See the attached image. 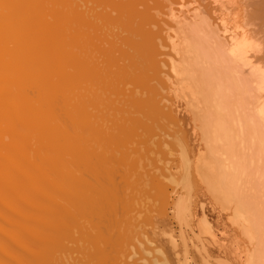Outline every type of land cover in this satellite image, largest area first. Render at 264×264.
Masks as SVG:
<instances>
[{"label":"bare ground","instance_id":"obj_1","mask_svg":"<svg viewBox=\"0 0 264 264\" xmlns=\"http://www.w3.org/2000/svg\"><path fill=\"white\" fill-rule=\"evenodd\" d=\"M241 1L236 23L225 3L213 18L197 0H0V29L25 28L21 34L9 29L11 36L0 31V264H132L127 259L137 252L150 258L142 257L144 264H168L146 236L125 256L133 239L127 242L124 230L133 225L137 201L124 195L120 182L129 184L140 166L130 158L114 168L121 158L112 154L128 155L150 123L165 130L167 122L175 125L160 92L161 78L177 75L200 113L204 151L192 166L180 144L178 158L171 159L178 162L176 175L184 169L179 177L165 162L164 173L151 177L147 170L154 181L149 185L160 188L154 195L160 205H153L161 210L170 204L179 220L188 212L186 197L173 188L172 198L165 182L206 185L220 217L235 227L238 264H264V23H254L264 16V0ZM104 102L110 106L100 110ZM56 109L55 132L32 113ZM71 127L87 131L71 134ZM11 132L21 138L15 147L5 142ZM174 132L165 135L177 141ZM168 138L162 145L171 146ZM87 146L98 147L91 165L80 158ZM67 156L72 161L62 163ZM109 160L114 163L105 168ZM20 162L35 165L25 177L29 189L13 183L23 172L15 168ZM110 169L107 178L100 176ZM77 187L82 192L75 195ZM142 208L136 215L145 214ZM205 225L218 244L213 227ZM216 261L226 264L222 257Z\"/></svg>","mask_w":264,"mask_h":264},{"label":"rangeland","instance_id":"obj_2","mask_svg":"<svg viewBox=\"0 0 264 264\" xmlns=\"http://www.w3.org/2000/svg\"><path fill=\"white\" fill-rule=\"evenodd\" d=\"M197 1H199L201 6H204L203 7L204 9L207 7L205 9V10H207V9L209 10V11L207 10V12H210L211 15H213V13H214V15H216V17H219L217 15H220L219 14V10L221 7L220 3H225L226 8H228L229 11L232 12L230 14H233V16L230 15L231 18L229 17V15L226 18L227 19L230 18L231 22L235 21L236 23H239L241 21L242 11L244 10V8H242L243 2L241 0H197ZM204 9H202V10H204ZM41 14L45 15L46 12L42 11ZM214 15L212 17L216 18V17H214ZM256 18H258V20L255 21V19H254V23L255 24L259 23L260 25H263L264 16L262 17V15H261L260 17H258V15H257ZM263 27H264V25H263ZM22 28H24V27H22ZM9 29L11 30V29H13V27H10ZM9 29L7 28V31H6V28L5 29L3 28V30L7 34L4 33L3 30H1V29H0V31L3 32L4 36H5V34L7 36H11L10 33H12V32H8V31H10ZM15 29H13V30H15ZM18 29L20 30V28H18ZM18 29H16V31ZM254 29H257V28H254ZM19 30L16 33L21 34L22 30L21 31H19ZM23 31L25 32V28L23 29ZM14 32L15 31H13V33ZM262 32L264 33V31H262ZM263 33H261L262 36H263ZM166 42L168 44H170V40H166ZM10 46H12V45H10ZM262 46H264V45H262ZM25 48H27V46L24 47V49ZM263 49L264 48H262V50ZM160 51H161V53H167L170 51V49L168 50V48H166V49L160 48ZM263 52H264V50H263ZM259 56H261V53ZM161 58L164 60L166 59V61H170V59H168L165 56H163V57L161 56ZM163 69H164V67H163ZM164 71H166V70L164 69ZM174 76L175 75L173 74V78H174ZM166 78L165 77L161 78L162 81L164 80V82H161L163 90H162V92H160V94L162 93V95H161L162 97H160V98L167 100V102L165 100H163L161 105L163 106V104H164V105H168L170 107V111L175 118L174 119L175 122L173 121V123L175 125H173L172 122L171 123L167 122V124H168V126H167V124L165 122V124L167 126L166 130H165V126L161 127V125H162L161 123H159L160 124V126H159L158 123L155 124L153 122V124L155 126L158 124L157 126H159L160 128L159 127L155 128V126L152 123H150V126L147 127L146 130L144 131L145 133L140 131V132H142V133H140V136L133 139L134 143L132 141V143L129 144L128 148L130 150L129 151L127 150L129 153L128 155L126 153H118L119 155L126 154L124 156H128L127 158H123L124 157L123 155H122L123 157H120V156H118L117 153L112 154L114 159L116 157H119V158H121V160L119 161L118 159H115L117 161V164L113 162L114 160L113 161L109 160L110 162L111 161L112 162L111 163L108 162L106 164V167H105V168H107L109 165L111 166V164L114 163L112 166L114 168L115 167L118 168L120 166L118 164L123 159H125V160L128 159V161H129V160H131L130 158H133L137 162L139 160V163H138L139 165H138L137 162L134 163L135 161L132 159L134 161V162H132L133 164L131 163L134 166V167L132 166L133 169L135 170L139 166L140 167H139V169H137V171L136 170L134 171V173L137 172L136 174H134L132 171V173H131L132 177H130V179L128 181L129 184H125L126 186L124 187L123 182L122 183L120 182V186L124 189V190L122 189L123 193L126 192V193H124V195H126L127 197H130V198H133V199L135 198V202L137 201L135 203V205H136V208L138 210L140 208H142V204H143L142 209H143V211H146L145 214L147 216L144 214V212L138 213L136 215V211L138 212L137 209L134 212L132 211L133 213H131V215L134 216V219H132L133 225L126 228V230H124V231H128V233H125L126 236H124V237L128 238V239L126 238L127 242L130 241L129 240L130 236H131V239H133V240L130 241V247L128 245H126L127 247L125 246V248L123 249L125 256H128L129 252L132 253L135 250H136L135 252H137L139 247H137L136 243H139L138 245H140L138 238L143 239L142 237L146 236L143 240H145L146 238L151 239L154 243L152 246L157 247V250L160 251L159 253H162L161 255L165 257V260L167 261L168 264H216V263H218L216 260H218L220 257H222L224 260H226L225 261L226 264H238L237 258L234 254L235 253V242H234L235 227H234V225L232 227L231 222L228 220L229 218H227V217L221 218L220 217V209H219L218 205H216L214 203L212 204L213 201H212V198L210 197V195L208 194V191L206 189L207 188L206 185H204L202 183H196V185L190 184L189 188H188V186L183 185V187L186 186V188H188L185 191L184 190L185 188H183L182 185H177L175 187V185H170L168 182H167L168 184H166V182L164 181L165 182L164 186L168 190L167 191L168 194H170V192H172L174 189L178 193L180 192L181 194H184V197H186V199L185 198L184 199L189 203V204H187V202H186V205L188 208L187 211L190 212V214H188V212L186 211L187 213H185V216H183L184 218H181L178 220V218H176L174 216V213H173L174 211H172V209H170L171 208L170 204H168V205L166 204V206H164L163 209L157 210V209H160V207H157L158 204L160 205V203H157V202H160V201H157L158 195L156 197L154 195L157 194L156 192H158L157 190L158 189L160 190V188H158L157 190L155 189V191H154L155 187L152 188L154 185H149L150 183H152L153 180H152V178H148L147 170H151L149 172V175H152L151 177H153V174H150V173H154L155 176H157L158 174H161L162 172L164 173L165 170H163L162 168H164V164L167 163V165L165 164L167 167L173 168L172 174L175 173L174 175L179 177V175H182V171H184V169L181 168L182 169V171L180 170L181 173H180V171H178L179 175L178 174L176 175L177 170L174 167L177 166L178 162H174V160L173 161L171 160V159L178 158L177 156H175L174 151L177 154L181 151L180 149H182V147H183V149L186 150L185 153L188 156L189 161H191L192 166H194L195 163H196L195 166L198 165L197 159H198L199 155L202 154L204 151L202 148L203 142L200 139V138H202L201 137L202 134L199 133V131L201 130L200 129V127H201L200 122L201 121L199 120V117H200L199 114L200 113L196 112L198 110L195 109L194 105L192 104V98H190L191 93H188V91L190 92L189 87H187L186 83L183 84L185 81L181 79L182 77H180V79H181L180 80L178 78V75L176 76V78H174L172 80L166 79ZM179 80L182 81L180 83H182L184 88L182 87L181 84L179 85V83H178ZM32 96L33 97L36 96V98H37L36 92H35V95L33 94ZM126 96L124 97V95L122 94V96L120 98L124 97L125 100L126 99L130 100L132 97H134V96L130 95L131 97L127 98L129 95L127 97ZM36 100H34V101H36ZM75 101H77V100L75 99L71 103H73ZM106 103L108 104V102H106ZM106 103L104 102L100 105V107H99L100 110L103 109V107H102L103 104H104V107L106 106ZM110 104H111V101H110ZM62 106H64V104ZM108 106H110V105L108 104ZM26 113L29 114L28 112H26ZM32 113L42 115L45 120H43L41 122L46 124L45 125L46 129L48 127H50L49 128L50 131L54 130L53 132H55V124H53V123L57 120L56 119L57 114L59 113L58 109L37 111V112H36V110H34V111H32ZM123 116H125V115H121L120 119H122ZM195 116L197 118H195ZM117 117H116V119H117ZM118 119L116 120L117 123L115 125H117L118 122L120 121V119L119 120ZM197 119L200 122H198ZM114 122H115V120H114ZM197 123H198V125L200 124L199 129H198ZM148 124H146V125L148 126ZM196 127L198 130L196 129ZM148 129H150V130H148ZM161 129H163V130H161ZM177 130H179L180 132ZM85 131H87V129H85V128H80V129L74 128V130H73V127H71V129H70L71 134L72 133L73 134H82V132H85ZM163 132H165V133H163ZM170 132L171 133L174 132L175 137L177 136V139L180 142L178 140L177 141L173 140V139L171 140V138L169 139L168 137H166L165 134H171ZM176 132H178V133H176ZM199 136H200V138H199ZM180 137H181V139H180ZM165 138H168L167 140L170 141L171 146L169 144H167L165 146L162 145V143H164V142L166 143V140H164ZM161 139H163L162 140L163 142L160 141ZM199 139L201 140V142ZM10 140L13 141L11 143L15 147L18 144V142H20L21 138L14 136V134L12 133L9 135V137H7L5 139V142L7 143V145L10 144ZM181 140H183V143L181 142ZM176 143L179 145V147L177 146ZM180 144L182 145V147L180 146ZM183 144H184V146H183ZM168 146L171 147V148H169L171 150L166 149V147L168 148ZM172 147H173V149H172ZM176 147L179 149V151L177 150ZM97 148H98L97 146H87L85 149H83L81 151L80 158L82 159L83 156H86L88 159L84 160V161H86L90 165L95 163L96 159L94 158V155H95V151L98 150ZM162 149H164V150H162ZM165 150L168 151V153L167 152L163 153ZM101 151H103V150H101ZM169 152L171 153V155ZM172 153L174 154L175 158L173 157ZM114 155H116V157ZM164 157H165V159H164ZM166 157L169 158L168 159L169 161L168 160L166 161V159H167ZM69 161H72L71 157L67 156L65 158V160H63L62 163H65V162L67 163ZM168 162H169V164H168ZM135 165L136 166L138 165V167H136ZM15 168L16 169H18V168L22 169L23 172H21L17 175L15 174L14 179H13L14 185H23L26 189H29V185L24 184L26 181L25 177L36 171L35 165L30 166V165H28L27 162H22V163L20 162L15 166ZM13 170H15V169H13ZM47 170L50 171L51 168L48 167ZM112 171H113L112 169H110L108 172H102V170H101L100 176L107 178L108 175L112 174ZM43 172L45 173V171H43ZM145 175H146V178L144 177ZM149 179H150V183L148 181ZM154 180H156L155 177H154ZM46 183H47V180L44 179L43 181H41V186H44V184H46ZM121 184H123V185H121ZM146 184H148V185H146ZM9 185H11V186L8 189L9 190L13 189L14 185L13 184H9ZM96 188L99 189L100 186H98ZM81 192H82L81 187H77L76 189H74L75 195L78 193H81ZM128 193H130V194H128ZM131 194H132V196H131ZM170 196L172 198L177 197L175 194H170ZM11 197L13 200H18L20 198L19 195H12ZM153 199L156 202H154ZM171 200L172 199L170 198L169 202H171ZM153 204H156L157 206L153 205ZM140 205H141V207L139 208ZM148 205L149 206L151 205L153 207L151 208V206H150V208H149ZM155 206L157 207V209L155 208ZM148 211H150V212H148ZM160 211L163 212L164 214L161 213ZM139 214H141V215H139ZM148 214H150L151 217ZM152 214H153V216H152ZM186 215L187 216L190 215V216L186 217ZM221 221H222V223H221ZM145 223H147V224H145ZM205 224H210V226L213 227V229H214L213 231H214L215 236H216L215 240L218 242V244H221L222 247H220L218 244H215L214 242H212L213 238L211 237V235L207 231L208 225H205ZM134 226H135V228H134ZM135 232L136 233L138 232V233L135 234ZM143 233H145V234H143ZM134 236H135V238H133ZM169 239L174 240L175 243L171 242L172 240L170 241ZM132 244H133L132 247H135L134 248L135 250L131 247ZM141 248H142V246H141ZM128 249L132 250V251H129ZM145 254L146 253H144L140 256V254L137 252V254L134 255L135 257L131 256L130 260L127 259V261L132 262V264L133 263L134 264H144L145 261H142L143 260L142 257H144L145 259L149 258ZM215 261H216V263H215ZM145 264H148V263H145Z\"/></svg>","mask_w":264,"mask_h":264}]
</instances>
